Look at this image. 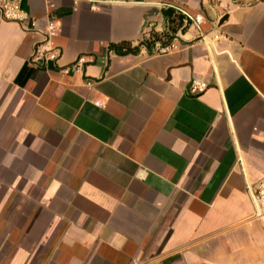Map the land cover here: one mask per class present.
Returning <instances> with one entry per match:
<instances>
[{
    "label": "crops",
    "instance_id": "1",
    "mask_svg": "<svg viewBox=\"0 0 264 264\" xmlns=\"http://www.w3.org/2000/svg\"><path fill=\"white\" fill-rule=\"evenodd\" d=\"M22 6L0 9V264H264V0ZM50 20L61 57L35 64Z\"/></svg>",
    "mask_w": 264,
    "mask_h": 264
},
{
    "label": "built area",
    "instance_id": "2",
    "mask_svg": "<svg viewBox=\"0 0 264 264\" xmlns=\"http://www.w3.org/2000/svg\"><path fill=\"white\" fill-rule=\"evenodd\" d=\"M23 0H0V9L4 19L9 21H15L18 23H24L30 19L29 12L22 6ZM202 13H198L192 17L195 26L200 27V24L204 21ZM36 22H32L30 30L39 31L42 37L35 43V48L31 55V60L35 64H44L49 60L58 61L61 57L62 50L55 44L54 37L58 33V26L55 20H50L47 28L37 29ZM152 30L149 29L145 32V38L151 37ZM179 47V44L174 40L164 37L162 43L155 49L157 53H168ZM89 62V56L86 54L80 55L75 59L71 65L63 68L64 72H69L70 69L79 71L83 66ZM208 87V83L200 78H194L189 84L188 91L193 95H199L203 93ZM254 199L257 205V215L264 219V177L259 182L257 189L254 192Z\"/></svg>",
    "mask_w": 264,
    "mask_h": 264
},
{
    "label": "trees",
    "instance_id": "3",
    "mask_svg": "<svg viewBox=\"0 0 264 264\" xmlns=\"http://www.w3.org/2000/svg\"><path fill=\"white\" fill-rule=\"evenodd\" d=\"M177 16L179 21H181V16L180 15ZM162 36L163 35L158 34L157 31L156 32L152 31L150 38L142 40L137 45H133L131 41H121L119 43H114L111 46L113 49H115V51L122 54L129 52H138L142 44L151 47L155 41L162 39Z\"/></svg>",
    "mask_w": 264,
    "mask_h": 264
}]
</instances>
